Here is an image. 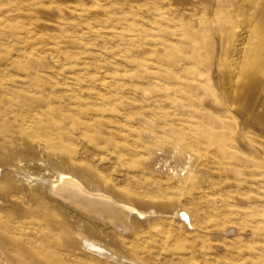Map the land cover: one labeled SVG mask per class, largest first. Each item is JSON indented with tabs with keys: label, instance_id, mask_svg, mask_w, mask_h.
I'll list each match as a JSON object with an SVG mask.
<instances>
[{
	"label": "rangeland",
	"instance_id": "1",
	"mask_svg": "<svg viewBox=\"0 0 264 264\" xmlns=\"http://www.w3.org/2000/svg\"><path fill=\"white\" fill-rule=\"evenodd\" d=\"M0 264H264V0H0Z\"/></svg>",
	"mask_w": 264,
	"mask_h": 264
},
{
	"label": "bare ground",
	"instance_id": "2",
	"mask_svg": "<svg viewBox=\"0 0 264 264\" xmlns=\"http://www.w3.org/2000/svg\"><path fill=\"white\" fill-rule=\"evenodd\" d=\"M55 188L57 195H62L87 210H94L100 214H106L107 217L118 220L120 223L125 221L123 218L126 217L128 211L133 209L129 205L113 202L110 197L104 194H94L87 191L83 185L71 176L62 174L60 176V181L56 184ZM179 217L180 220L184 222L187 220L190 223V217L186 211H181V215ZM93 247L98 249L95 245H93Z\"/></svg>",
	"mask_w": 264,
	"mask_h": 264
}]
</instances>
